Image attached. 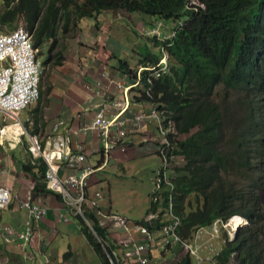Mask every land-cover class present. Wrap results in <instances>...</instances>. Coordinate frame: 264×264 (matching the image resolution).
<instances>
[{
  "label": "trees",
  "instance_id": "trees-1",
  "mask_svg": "<svg viewBox=\"0 0 264 264\" xmlns=\"http://www.w3.org/2000/svg\"><path fill=\"white\" fill-rule=\"evenodd\" d=\"M198 1L1 0L2 10L14 13L12 18L18 12L30 29L37 23L34 41L40 48L61 28L67 32L101 13L153 16L146 31L162 22L160 36L143 31L158 50L145 40L136 67L121 59L120 64L134 79V101L153 103L166 125L172 124L170 153L184 160L172 166L170 174L175 211L182 216L178 232L190 238L198 226L217 217L244 216L249 223L227 242L218 264H227L233 252L235 264H264V0ZM2 21L0 30L11 29ZM41 54L45 65L63 61L54 41ZM165 56L168 70L161 76L150 69L138 73ZM24 166L43 177L47 170L42 157ZM168 195L165 187V203ZM156 207L151 199L149 210ZM87 217L92 228L84 224L85 233L102 264H111L108 252L115 244L110 232L92 210H87ZM179 264H191V257L183 256Z\"/></svg>",
  "mask_w": 264,
  "mask_h": 264
},
{
  "label": "crops",
  "instance_id": "crops-1",
  "mask_svg": "<svg viewBox=\"0 0 264 264\" xmlns=\"http://www.w3.org/2000/svg\"><path fill=\"white\" fill-rule=\"evenodd\" d=\"M115 12L119 13L116 21L123 18L128 24L140 23L142 25L141 29L134 26L133 31H130L138 36L146 37L142 30L149 28V24L155 21L153 16L147 17L142 14L121 11L109 13L115 17ZM84 19L92 21L95 18ZM81 21L77 26V31L80 30V32L83 31L80 27ZM128 32L121 33L119 31L117 34L119 37L111 38L108 49H114V57L113 60L105 63L104 70L99 73V78L86 74L85 83L89 82V85L83 86L84 84L75 80L76 77L72 73H75L76 68L74 67V70L68 71L65 81L61 82L66 84L65 90L61 89V92L58 90L49 91L45 97V92H43L40 101L23 110L20 117L25 128L31 133L39 135L43 143H47L48 140L52 141L58 134L68 136L71 140L72 151L74 153L84 152L87 156L85 163L97 165L102 159V140L96 131L85 130L84 127L90 126L97 109L104 108L106 117L121 113V119L126 120L128 127L127 136L116 145L114 156L109 163L90 177L88 191L91 195L95 190H100L103 193L99 202L103 213H97L98 209H95L94 213L100 223L106 226L110 232L111 242L115 244L114 250L119 253L122 264H140L136 257L126 256L128 249L125 242L131 235L134 238L141 236L134 230L133 223H129L130 219H126V225L131 229L129 232L125 226L112 220L108 215L115 212L113 210L115 200H113L112 182L106 180L109 179L108 175L110 176L119 165L125 169L123 164L129 165L132 163L131 161L135 162V159L138 158L139 160H154L153 162L157 161V164L160 165L158 144L161 134L157 121L149 115L151 105L145 101H134L132 97L134 92L131 91L135 83H133L134 79L129 72L124 71L120 64L121 59L129 62L130 67H136L138 50L142 49L144 44L135 37L130 38ZM123 35H127V43L117 39ZM77 40L84 42V39L77 38ZM94 40L96 42L97 38L94 37ZM89 51L90 45L87 42L80 44V53L85 56L83 67L91 73L94 71L91 67L95 69L96 67ZM95 53L97 52L95 51ZM71 59L73 58L69 60ZM106 67H111L110 74L106 72ZM98 82L102 85L99 86L101 91L92 92L91 90L98 88L95 84ZM125 87H128V99H124ZM140 113L146 115L145 119H136ZM138 122L141 123L140 127ZM2 124L1 121L0 126ZM28 145L27 134H23L21 137L17 136L16 139L11 134H7L3 138V142H0V185L8 186L12 191L11 202L0 208V264H102L98 252L83 229L84 224L91 225L90 221L89 225L82 216L75 213L72 207L66 206L60 193L46 187L42 188L45 179L43 175L35 173L36 169L34 171L25 169L24 165L28 161H32ZM78 146L81 148L78 149ZM122 147L125 148L124 151H121ZM158 165L154 166L152 170L154 171ZM75 166L76 164L71 161L62 162L64 174L74 173ZM141 169L151 170L148 163H144ZM104 181H108L107 186ZM37 185H40L41 188L36 189ZM27 200L48 206V211L40 221L33 222L32 235L29 240L22 243L17 239L15 232L5 228H13L19 232L27 229L28 211L21 206V202ZM150 206L151 199L148 209ZM88 220L90 219L88 218ZM180 249L179 245H175L173 249L162 253L171 257L173 251ZM155 255L158 259L161 256L160 253H155Z\"/></svg>",
  "mask_w": 264,
  "mask_h": 264
},
{
  "label": "built area",
  "instance_id": "built-area-1",
  "mask_svg": "<svg viewBox=\"0 0 264 264\" xmlns=\"http://www.w3.org/2000/svg\"><path fill=\"white\" fill-rule=\"evenodd\" d=\"M189 2L190 4L199 3L198 0H189ZM162 28V22L158 21L146 32L150 35L160 36ZM34 30L24 22L15 24L7 31L0 30V122H3L0 126V142H3V138L7 134H11L15 139L17 136L21 137V135L27 134L32 156L34 158L42 157L47 163L46 186L60 193L66 206L72 207L75 213L82 216L90 225L87 217L88 209L93 212L98 209L97 213H103L99 203L103 193L100 190H95L93 195L90 194L88 191L90 177L109 163L114 156L116 145L126 138L128 132L126 120L121 119V113L106 117L104 108H100L97 109L96 116L90 126L84 127L85 130L96 131L102 140V159L97 165L85 163L87 156L84 152L74 153L68 136L58 134L52 141L48 140L44 144L39 135L29 133L22 124L20 113L31 104L37 103L41 98L42 79L46 68L39 55L40 47L35 45ZM169 36H174V34L171 33ZM169 36H164L163 39ZM143 69L153 70L155 76H161L168 70L167 57H163L151 67H140L139 74ZM127 91L128 87H125V99H128ZM149 115L157 121L161 134L158 146L161 162L155 170V189L152 191L154 193L151 198L157 203V207L156 210L150 212L146 223L134 225V230L141 237L138 239L131 235L130 238H127L125 242L128 249L126 256H135L140 264H161L167 260V255L162 252L179 245L198 264L205 260L218 264V255L222 250V244L231 240L235 235L234 218L217 217L209 224L198 226L190 238L183 237L178 232L182 216L175 211L172 196L174 183L169 175L174 159L170 153L173 143L169 132L172 126L171 123L165 124L164 118L155 107ZM145 117L144 113H140L136 119H145ZM10 119L12 123L8 122ZM138 126H141L140 122H138ZM77 148L79 149L81 146ZM124 150L125 148L122 147L121 151ZM65 160L76 164L74 173L64 174L62 162ZM165 187L169 191L166 203L163 197ZM11 200V189L8 186L0 185V208L7 206ZM21 206L28 211L27 229L22 232L9 227L5 229L15 232L19 242L21 240L22 243H25L32 235L33 222L40 221L45 217L48 206L33 200L23 201ZM108 215L112 220L120 222L130 232L131 229L126 225L124 217L115 213ZM154 252L161 254L159 259L156 258ZM108 256L111 264H122L117 250L109 251Z\"/></svg>",
  "mask_w": 264,
  "mask_h": 264
},
{
  "label": "rangeland",
  "instance_id": "rangeland-1",
  "mask_svg": "<svg viewBox=\"0 0 264 264\" xmlns=\"http://www.w3.org/2000/svg\"><path fill=\"white\" fill-rule=\"evenodd\" d=\"M0 14L3 13V21L2 24L7 28L14 27L15 24L24 22L27 23L25 18L18 14V12L14 15L12 18V15L14 13L7 12L6 10L3 11V3L0 0ZM118 12H115L114 16L111 13H102L98 15L94 20L90 21L88 19H84V21H81L80 27H82L83 31L80 32V30L77 31L78 27L73 25L74 27L69 28L68 31L63 32V28L60 29L58 32V35L53 40L55 42L56 49H61L63 52V61L61 64H54V61H51L50 64H46L44 76L42 79V87L43 92H45L44 97L48 94V88H50V91L58 90L61 92L66 89V84H62L61 82L65 81V78L68 74V71L74 70V67L76 68L75 73L73 75L76 77L75 80L78 83H82L83 86L89 85V82L85 83L86 80V74H90L92 77H98L99 73H101L104 70L105 63L113 60V48L108 49V46H110L111 38L112 37H119L117 34L119 31L121 33H125L126 31H129V37H135L139 42L144 43L146 40L149 47L154 48V50H158V48H155V46L152 45V42L143 36H138L137 34H132L130 31H133V27L135 26L138 29L142 28V25L140 23L131 25L128 24V22H125L123 18H119L117 21L115 19L118 18ZM134 14V13H131ZM148 16V15H143ZM0 19V20H2ZM75 20V19H73ZM80 22V21H79ZM62 24V20H60V25ZM153 23H150L149 26H151ZM59 25V26H60ZM71 25V24H70ZM156 25V23H154ZM6 28V29H7ZM146 31L144 28L142 30ZM97 33V36H96ZM127 35H123L120 38H117L119 40H123V43H127L128 39L126 37ZM94 37L97 38L96 42L94 40ZM128 37V38H129ZM83 40L84 42H80L77 40ZM48 41L46 44L47 46L41 47L39 50V54L42 58L43 55L41 52H46L48 46L53 42ZM85 42L90 45V51L89 54L92 56V61L95 62V67H91L94 69L91 73L85 70L83 67L84 58L85 56H82L80 53V44H85ZM95 51L97 53H95ZM160 53L159 51L157 52ZM67 58V60H66ZM70 58H73L69 60ZM90 68V69H91ZM112 69L111 67H106V72L110 74ZM105 72V73H106ZM95 74V75H94ZM96 84V90H91L92 92H98L101 91V88L99 86H102L101 83H95ZM92 88V84L90 85ZM128 95L129 92L127 91ZM97 113V112H96ZM96 116V114H95ZM1 118V114H0ZM159 160L161 162V158L159 156ZM154 160H139L135 159L134 161H131L132 163L123 164L125 166V169L122 167V165H119L113 173L108 175V178L106 179L109 182H112V189H113V200H115L114 203V211L112 213L118 214L121 217H124L125 219H130L129 223H137L139 220H144V222L147 221L148 216L150 214V210L148 209V203L149 200L152 198L150 193L155 189V170L153 171L152 168L154 166L158 165L157 161L153 162ZM184 160L182 157L178 156L177 158H174L173 160V166H179L183 164ZM144 163H148L149 169H141V167L144 165ZM159 163V162H158ZM159 166V165H158ZM174 168L171 171V174H173ZM108 181H104L105 186L108 185ZM100 187V186H99ZM153 211V210H152ZM240 223V219H237ZM244 222V220L242 219ZM135 222V223H134ZM131 225V226H133ZM139 239V238H138ZM172 256H167V260L163 261L161 264H179L180 259L188 255L185 250L182 248L180 250L173 251ZM205 255V253H204ZM159 264V263H158ZM191 264H198L194 259H191ZM201 264H214L213 262L209 260L203 261Z\"/></svg>",
  "mask_w": 264,
  "mask_h": 264
},
{
  "label": "clouds",
  "instance_id": "clouds-1",
  "mask_svg": "<svg viewBox=\"0 0 264 264\" xmlns=\"http://www.w3.org/2000/svg\"><path fill=\"white\" fill-rule=\"evenodd\" d=\"M36 25H37V23L35 24V27H36ZM35 27H34V29H35ZM35 31V30H34ZM40 55V54H39ZM41 56V55H40ZM41 59L43 60V58L41 57ZM44 61V60H43ZM138 73H139V71H138ZM42 91H43V87H42ZM129 96V95H128ZM41 97H42V93H41ZM41 99V98H40ZM40 99H39V101H40ZM125 99V98H124ZM38 101V102H39ZM37 102V103H38ZM35 104V103H34ZM31 105H33V104H31ZM30 105V106H31ZM150 105H151V110H150V113H151V111H152V109L155 107L156 108V106L155 105H153V103H150ZM29 106V107H30ZM28 108V107H27ZM27 108H25V109H27ZM24 109V110H25ZM157 109V108H156ZM157 111H158V109H157ZM160 113V112H159ZM21 114V113H20ZM161 114V113H160ZM162 116V115H161ZM163 117V116H162ZM164 118V117H163ZM20 119H21V117H20ZM22 120V119H21ZM8 122H11L12 123V120L10 119ZM22 124H23V126L25 127V125H24V122L22 121ZM166 124V123H165ZM171 126H172V124H171ZM159 127V126H158ZM171 131V130H170ZM29 133H31L30 131H28ZM31 134H35V133H31ZM27 139H28V136H27ZM161 140V139H160ZM28 142H29V139H28ZM30 143V142H29ZM45 144V143H44ZM159 144H160V141H159ZM158 144V145H159ZM28 149H29V145H28ZM30 151V150H29ZM31 154V153H30ZM31 156H32V154H31ZM32 159L33 160H36V158H34L33 156H32ZM171 169H170V172H169V175L171 174ZM44 179H45V176H44ZM46 183V182H45ZM48 188V187H47ZM49 189V188H48ZM49 190H51V189H49ZM53 191V190H52ZM56 192V191H55ZM238 216H241V215H233V216H231V217H233L234 218V223H235V226H236V231H235V235H234V237L231 239V240H233V239H235L236 238V235H237V233H238V231H239V229L241 228V227H243V226H245V225H247L248 223H249V221H248V219L246 218V217H244V216H241V217H243V219H244V222L243 223H239L238 222V220H237V218H238ZM231 240H228L227 242H229V241H231ZM227 242L225 243V244H222V250H221V252H220V254L218 255V263H219V261H220V257H222V258H224V254H223V250H224V247L226 246V244H227ZM169 250V249H168ZM166 252V251H165ZM236 263V260H235V253L233 252V253H231L230 254V256L228 257V263L227 264H235Z\"/></svg>",
  "mask_w": 264,
  "mask_h": 264
},
{
  "label": "bare ground",
  "instance_id": "bare-ground-1",
  "mask_svg": "<svg viewBox=\"0 0 264 264\" xmlns=\"http://www.w3.org/2000/svg\"><path fill=\"white\" fill-rule=\"evenodd\" d=\"M230 218V217H229ZM237 219H240V223H243V221H242V219H243V217H241V216H238V218ZM244 220V219H243ZM106 246V245H105ZM135 257V256H134Z\"/></svg>",
  "mask_w": 264,
  "mask_h": 264
}]
</instances>
